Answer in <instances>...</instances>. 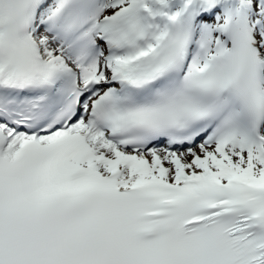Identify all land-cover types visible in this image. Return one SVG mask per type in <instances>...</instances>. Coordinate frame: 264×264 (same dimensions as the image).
<instances>
[{"label":"snow or ice","instance_id":"6c2138e0","mask_svg":"<svg viewBox=\"0 0 264 264\" xmlns=\"http://www.w3.org/2000/svg\"><path fill=\"white\" fill-rule=\"evenodd\" d=\"M0 264H264V0H0Z\"/></svg>","mask_w":264,"mask_h":264}]
</instances>
